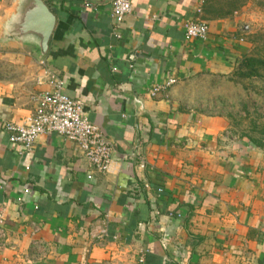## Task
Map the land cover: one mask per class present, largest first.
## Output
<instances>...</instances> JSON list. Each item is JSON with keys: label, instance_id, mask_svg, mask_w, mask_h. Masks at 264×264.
Listing matches in <instances>:
<instances>
[{"label": "crops", "instance_id": "1", "mask_svg": "<svg viewBox=\"0 0 264 264\" xmlns=\"http://www.w3.org/2000/svg\"><path fill=\"white\" fill-rule=\"evenodd\" d=\"M42 1L56 17L44 57L0 41V264H264V153L182 97L249 55L263 0H131L118 27L112 0ZM186 21L207 36L185 40ZM50 75L111 143L107 172L55 134L9 142Z\"/></svg>", "mask_w": 264, "mask_h": 264}, {"label": "built area", "instance_id": "2", "mask_svg": "<svg viewBox=\"0 0 264 264\" xmlns=\"http://www.w3.org/2000/svg\"><path fill=\"white\" fill-rule=\"evenodd\" d=\"M131 11V0H112L111 16L116 27L120 26ZM183 32L185 40L204 39L208 33V24L204 21H186ZM175 83L176 80L170 78L164 83V87ZM49 84L51 89L37 96L36 107L31 115L21 124L5 125L9 142L29 150L39 136L55 134L77 145L95 171L107 172L113 152L111 143L88 119L84 104L64 93L61 79L50 75ZM159 89L154 87L149 91L150 95L154 96ZM87 178L90 179L91 176L88 175ZM3 223L0 214V237Z\"/></svg>", "mask_w": 264, "mask_h": 264}, {"label": "rangeland", "instance_id": "3", "mask_svg": "<svg viewBox=\"0 0 264 264\" xmlns=\"http://www.w3.org/2000/svg\"><path fill=\"white\" fill-rule=\"evenodd\" d=\"M240 0L237 2L239 3ZM249 12V55L264 58V0L254 1ZM258 78L200 77L188 82L183 96L203 114H223L232 130L254 139L264 153V70ZM187 96V97H186ZM246 138V137H244Z\"/></svg>", "mask_w": 264, "mask_h": 264}, {"label": "water", "instance_id": "4", "mask_svg": "<svg viewBox=\"0 0 264 264\" xmlns=\"http://www.w3.org/2000/svg\"><path fill=\"white\" fill-rule=\"evenodd\" d=\"M56 17L42 0H15L0 19V41L10 45L32 42L39 57L45 56Z\"/></svg>", "mask_w": 264, "mask_h": 264}, {"label": "trees", "instance_id": "5", "mask_svg": "<svg viewBox=\"0 0 264 264\" xmlns=\"http://www.w3.org/2000/svg\"><path fill=\"white\" fill-rule=\"evenodd\" d=\"M260 70H264V58H256L251 55L244 56L237 64L233 71V76L238 78H258L260 77ZM243 137V136H242ZM245 140L255 147H260L257 142L244 135Z\"/></svg>", "mask_w": 264, "mask_h": 264}]
</instances>
